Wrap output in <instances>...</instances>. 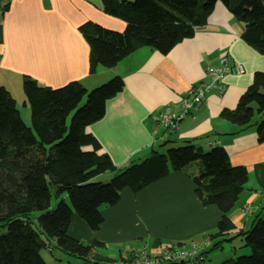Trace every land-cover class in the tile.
Wrapping results in <instances>:
<instances>
[{"label": "crops", "instance_id": "1", "mask_svg": "<svg viewBox=\"0 0 264 264\" xmlns=\"http://www.w3.org/2000/svg\"><path fill=\"white\" fill-rule=\"evenodd\" d=\"M85 22L117 31L125 27L123 19L103 11L102 0H0V85L12 94L16 106L22 101L23 109L27 107L21 84L24 76L52 88L77 80L89 90L119 75L122 89L105 101L102 117L85 128L98 141V152L106 153L119 169L174 144L187 142L204 151L220 146L232 165H241L247 172L244 188L228 212L235 231L247 230L255 215L264 216L260 193L264 140L256 133L264 112H256L253 105V120L246 127L221 116L224 109L235 108L253 73L264 71V54L241 38L243 23L217 1L204 24L166 54L137 44L114 66L97 65L90 72L89 46L79 31ZM221 57L226 58L223 91L210 89L198 107L184 113L182 99L192 87L212 82L207 68L220 65ZM236 64L242 66V73L236 71ZM165 107L178 118L172 134L158 124ZM202 168L191 163L182 170L169 169L164 177L138 190L121 189L115 204L101 206L97 229H90L72 213L68 234L84 244L101 243L92 250L94 264L110 260L117 264L133 251L157 254L169 246L188 249L194 242H207V249L221 213L214 205H203L194 191L192 175ZM55 201L51 198V207ZM47 244L41 255L48 264H82L81 259L54 248L52 240ZM111 245L117 247L114 254L109 253ZM243 253L247 248L238 236L206 254L201 264H221Z\"/></svg>", "mask_w": 264, "mask_h": 264}, {"label": "trees", "instance_id": "2", "mask_svg": "<svg viewBox=\"0 0 264 264\" xmlns=\"http://www.w3.org/2000/svg\"><path fill=\"white\" fill-rule=\"evenodd\" d=\"M217 1L243 23L241 38L264 54V0H102L103 11L123 19L125 27L117 31L93 22L79 26L89 46V71L97 65L114 66L137 44L166 54L204 24ZM21 84L30 126L21 119L13 96L0 85V227H5L0 234V264H48L40 249L47 248L49 240L82 264H94L92 250L101 243L84 244L68 234L72 213L97 229L101 206L115 204L121 189L138 190L164 177L169 169L182 170L192 162L203 166L192 175L198 199L221 213L216 233L207 239L203 261L206 254L239 236L250 253L221 264H264V216L255 215L250 227L241 231H235L228 216L247 172L241 165H232L222 147L204 151L185 142L165 152L153 151L118 170L106 153L98 152V141L85 128L102 117L105 101L122 89L119 75L89 90L77 80L52 88L24 76ZM253 105L256 112H264V71L253 73L235 108L224 109L221 116L246 127L253 120ZM256 133L264 140V117ZM105 171H113L106 182L94 179ZM51 191L58 200L54 207Z\"/></svg>", "mask_w": 264, "mask_h": 264}, {"label": "built area", "instance_id": "3", "mask_svg": "<svg viewBox=\"0 0 264 264\" xmlns=\"http://www.w3.org/2000/svg\"><path fill=\"white\" fill-rule=\"evenodd\" d=\"M225 62L226 58L221 57L220 65L208 67L206 72L212 76V82L202 83L192 87L187 96L182 99L181 105L183 107L184 113H187L188 111L198 107L204 101L205 94L210 89L216 87L220 92L223 91V65ZM235 69L238 73L243 72V68L240 65L236 64ZM177 120L178 118L172 115L169 107H165L159 112L158 124L169 134L175 131ZM260 193H262L264 196V187L261 189ZM206 244L207 242L203 244L194 242L191 243L188 249H181L174 246L164 247L156 255H147L144 252L133 251L128 255L127 258L120 260L118 264H199L204 259L202 253L206 250Z\"/></svg>", "mask_w": 264, "mask_h": 264}, {"label": "rangeland", "instance_id": "4", "mask_svg": "<svg viewBox=\"0 0 264 264\" xmlns=\"http://www.w3.org/2000/svg\"><path fill=\"white\" fill-rule=\"evenodd\" d=\"M12 95V94H11ZM17 106H18V109L20 110V112H21V116H22V120H23V122L25 123V124H27V125H31V123H30V110H29V108H28V106L26 107V109L24 110L23 109V107H22V101H17ZM174 146H176V144H174ZM168 148V147H167ZM166 150V149H165ZM165 150L163 151V152H165ZM193 163V162H192ZM123 167H120L119 169H122ZM118 169V170H119ZM106 172V171H105ZM115 172H117V171H114V173ZM111 176V175H110ZM110 176L109 177H102L101 175H99V176H96L95 177V179H99L100 181H103V182H106L109 178H110ZM51 195H52V198H53V200L55 201V197L53 196V193H52V191H51ZM60 200V199H59ZM67 200V202H68V198L66 199ZM56 202H58V200H56L55 201V203H54V205H53V207L55 206V204H56ZM34 213H38V212H34ZM5 231V227L4 226H1L0 227V234L1 233H3ZM42 250H47V248H41L40 249V253H41V251ZM55 250V249H54ZM57 251V250H56ZM117 252V247H116V245H111L110 246V248H109V253H116ZM250 253V250L249 249H247V253H243V254H240V255H238V256H242V255H248ZM149 254H151V253H149ZM172 264H180V263H172Z\"/></svg>", "mask_w": 264, "mask_h": 264}, {"label": "clouds", "instance_id": "5", "mask_svg": "<svg viewBox=\"0 0 264 264\" xmlns=\"http://www.w3.org/2000/svg\"><path fill=\"white\" fill-rule=\"evenodd\" d=\"M191 111V110H190ZM189 112V111H188ZM172 134V133H171ZM170 247V246H169ZM145 253V252H144ZM147 254V253H146ZM158 254V253H157ZM150 255H156V254H150Z\"/></svg>", "mask_w": 264, "mask_h": 264}]
</instances>
